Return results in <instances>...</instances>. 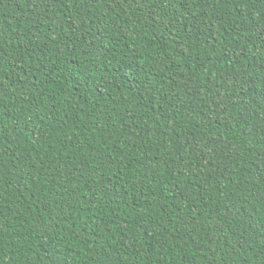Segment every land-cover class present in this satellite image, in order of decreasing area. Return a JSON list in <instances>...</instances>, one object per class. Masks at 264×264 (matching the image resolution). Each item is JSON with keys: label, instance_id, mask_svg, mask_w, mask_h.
<instances>
[{"label": "trees", "instance_id": "obj_1", "mask_svg": "<svg viewBox=\"0 0 264 264\" xmlns=\"http://www.w3.org/2000/svg\"><path fill=\"white\" fill-rule=\"evenodd\" d=\"M0 264H264V0H0Z\"/></svg>", "mask_w": 264, "mask_h": 264}]
</instances>
